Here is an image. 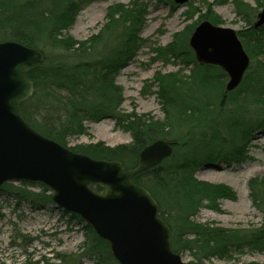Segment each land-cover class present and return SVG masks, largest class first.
Masks as SVG:
<instances>
[{
  "label": "trees",
  "instance_id": "1",
  "mask_svg": "<svg viewBox=\"0 0 264 264\" xmlns=\"http://www.w3.org/2000/svg\"><path fill=\"white\" fill-rule=\"evenodd\" d=\"M93 1L96 0H0V41L19 42L44 55L43 63L28 73L35 91L19 105L25 120L44 136L69 147V138L87 134L85 121L112 118L118 128L130 133V143L112 147L97 142L70 148L96 159L118 160L126 170L138 166L139 154L146 145L159 139L172 142L173 155L136 175L134 181L156 199L159 215L171 230L173 251H189L195 259L191 264H206L213 257L224 259L233 251L264 253V177H253L248 182L252 204L263 215L259 227L229 229L191 220L204 202L217 209L219 199L236 197L227 185L198 180L197 170L221 161L241 162L249 140L264 129V26L254 28L258 9L234 1L238 16L247 24L237 33L251 65L241 85L232 92L225 90L227 74L217 66L197 62L189 46L190 36L201 21L223 23L213 10L214 2L202 0L206 14H200L196 24L175 34L171 43L153 50L164 62L180 60L186 67L191 66L189 76L181 72L155 74L153 84L158 86L164 112V120L159 121L149 114L123 113V88L116 83L119 72L145 45L141 31L147 22L146 2L131 0L129 4L109 6L101 31L85 41L65 35L78 13ZM158 2L176 6L170 0ZM193 12L200 13V9L194 8ZM188 14L193 18L191 12ZM49 50L76 53L80 59H52L47 54ZM0 190L19 202L53 204L51 192L42 184L6 183ZM71 218L84 222L76 214H71ZM84 228L87 235L81 258H88L93 264H118L109 243L90 225L85 224ZM81 258L77 264H82ZM56 259L59 264H71V256L62 254Z\"/></svg>",
  "mask_w": 264,
  "mask_h": 264
},
{
  "label": "water",
  "instance_id": "2",
  "mask_svg": "<svg viewBox=\"0 0 264 264\" xmlns=\"http://www.w3.org/2000/svg\"><path fill=\"white\" fill-rule=\"evenodd\" d=\"M172 1L183 6L189 0ZM263 26L264 7L254 28ZM189 45L200 64L217 66L228 75L226 92L241 85L251 59L236 30L204 20ZM43 60L36 48L0 41V186L45 185L57 207L79 215L109 243L119 264H190L173 251L171 231L159 216L156 199L134 181L172 156L173 143L159 139L146 145L138 166L126 170L118 160L96 159L44 136L19 111L35 90L28 72Z\"/></svg>",
  "mask_w": 264,
  "mask_h": 264
},
{
  "label": "rangeland",
  "instance_id": "3",
  "mask_svg": "<svg viewBox=\"0 0 264 264\" xmlns=\"http://www.w3.org/2000/svg\"><path fill=\"white\" fill-rule=\"evenodd\" d=\"M131 0H96L86 5L77 15L74 24L64 32L78 41H85L97 35L106 23L109 6L117 3L129 4ZM215 3L213 10L218 14L224 27L241 31L247 28L246 22L237 14L236 0H208ZM256 7L260 12L264 0H239ZM147 4V22L141 36L146 40L137 55L116 77L117 85L123 88L124 101L120 110L123 113L149 114L156 120H164V112L157 95L158 86L153 84L157 72L163 74L181 72L189 76L191 66L186 67L180 60L164 62L158 59L155 48L166 46L174 40L175 34L199 21L200 14L207 8L202 0H191L185 6L172 7V3L158 0H144ZM194 8L200 9L195 13ZM191 12L193 18L188 17ZM52 59L68 62L79 60L76 53L47 51ZM106 54V53H105ZM228 78L225 80V85ZM87 134L68 139V146L104 142L108 146L127 144L132 141L130 133L118 128L115 120L105 118L100 121H85ZM172 135L176 136L177 133ZM244 160L227 163L216 162L204 165L197 170L198 180L213 184L227 185L236 197L221 198L218 208H210L204 202L191 220L197 224L225 227L229 229H251L263 223V215L251 201L248 182L253 177H264V129L256 132L249 140ZM36 184V183H32ZM35 191L38 189L33 188ZM58 208L54 203L35 206L29 201L19 202L16 197L0 190V264H59L58 255L71 256L70 263L77 264L83 254V243L87 231L85 222L71 218V213ZM185 262L195 259L189 251L180 254ZM82 264H93L88 258H81ZM264 263V253L233 251L232 255L210 258L206 264H245ZM68 264V263H64Z\"/></svg>",
  "mask_w": 264,
  "mask_h": 264
}]
</instances>
